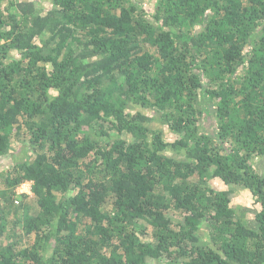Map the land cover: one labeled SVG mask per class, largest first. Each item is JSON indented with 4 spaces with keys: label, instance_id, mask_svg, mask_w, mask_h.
I'll use <instances>...</instances> for the list:
<instances>
[{
    "label": "trees",
    "instance_id": "16d2710c",
    "mask_svg": "<svg viewBox=\"0 0 264 264\" xmlns=\"http://www.w3.org/2000/svg\"><path fill=\"white\" fill-rule=\"evenodd\" d=\"M262 161L264 0H0V264H264Z\"/></svg>",
    "mask_w": 264,
    "mask_h": 264
},
{
    "label": "rangeland",
    "instance_id": "374dc122",
    "mask_svg": "<svg viewBox=\"0 0 264 264\" xmlns=\"http://www.w3.org/2000/svg\"><path fill=\"white\" fill-rule=\"evenodd\" d=\"M15 151L14 152L10 151V154H9L8 158L5 160L6 164H8V163L10 164V161H14L16 159H23L24 158V154L22 152L23 151V146H19L18 145V147H17V149ZM262 164L264 165V161H262ZM24 184H28V185H26L25 188H28V190H29L30 186H31L30 182H28V183L26 182V183L21 184L19 186V188H21V186L24 185ZM231 196H232V200H231L232 204L237 207V212L239 213V212H241V210H243L244 218L246 220H248V221H252L253 208H252V206L250 205V203L248 201L249 194L247 193V191H245V190H243L241 188L240 189H235ZM25 200H28V203L30 204L31 209H32V206H33V203H34L33 201H30V200H32V197H27ZM158 264H160V263L158 262Z\"/></svg>",
    "mask_w": 264,
    "mask_h": 264
},
{
    "label": "built area",
    "instance_id": "2783aa9c",
    "mask_svg": "<svg viewBox=\"0 0 264 264\" xmlns=\"http://www.w3.org/2000/svg\"><path fill=\"white\" fill-rule=\"evenodd\" d=\"M26 185H28V184H24V185H22L21 188H18V189H17V191H18L19 193H21V192L30 193V189L28 190V188H25ZM15 202H16V201H15Z\"/></svg>",
    "mask_w": 264,
    "mask_h": 264
},
{
    "label": "clouds",
    "instance_id": "9594fccd",
    "mask_svg": "<svg viewBox=\"0 0 264 264\" xmlns=\"http://www.w3.org/2000/svg\"><path fill=\"white\" fill-rule=\"evenodd\" d=\"M26 183V182H25ZM28 183V182H27Z\"/></svg>",
    "mask_w": 264,
    "mask_h": 264
}]
</instances>
